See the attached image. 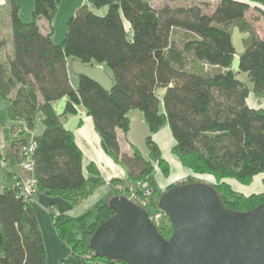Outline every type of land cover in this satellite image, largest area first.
Here are the masks:
<instances>
[{"label":"trees","instance_id":"trees-1","mask_svg":"<svg viewBox=\"0 0 264 264\" xmlns=\"http://www.w3.org/2000/svg\"><path fill=\"white\" fill-rule=\"evenodd\" d=\"M207 4L168 0L154 7L150 0H86L67 20L64 38L55 44L51 23L59 0H34L29 22L20 19L17 0H8L13 54L6 68L0 65V98L7 102L10 129L19 136L32 131L38 118L43 126L41 134L33 136L37 193L76 205L101 184L93 164L87 165L84 175L82 153L73 134L64 130L61 116L52 108L54 102L66 98L63 115H73L74 107L81 106L93 122L103 152L125 169L128 182L148 184L153 205L164 191L185 183L209 186L230 211L250 212L264 203V191L241 196L225 182L249 185L255 176L264 175V107L246 104L249 87L237 78L245 74L253 95L264 97V39L246 18L251 12L257 15L255 20L264 18V4L217 0L206 12ZM88 6L106 8V12L98 15ZM40 20L48 25L45 34ZM234 28L248 34L242 41L238 73L230 70ZM174 30L188 34L182 47L191 56L188 64L174 47ZM73 59L103 66L113 79L111 90L85 77L77 78L74 87L69 71ZM195 61L225 70L220 76H201L192 68ZM159 89H165L161 98ZM132 110L141 113L151 134L167 125L174 141L171 152L180 165L193 175L210 176L213 182L189 177L163 191L153 188V164H166L158 146L149 139L146 157L135 150L130 155L119 150L116 130L127 134V114ZM21 143L25 141L16 137L11 146L18 161ZM162 171L165 177L169 175L166 168ZM115 196L116 192L110 198ZM110 198L97 204L93 216L50 212L52 228L71 255L86 258L90 264H125L96 256L89 248L98 226L114 215L108 206ZM156 229L166 240L172 233L166 217ZM45 257L29 202L13 185L1 189L0 264H45Z\"/></svg>","mask_w":264,"mask_h":264},{"label":"water","instance_id":"water-1","mask_svg":"<svg viewBox=\"0 0 264 264\" xmlns=\"http://www.w3.org/2000/svg\"><path fill=\"white\" fill-rule=\"evenodd\" d=\"M264 4V0H255ZM247 33L234 28L231 43L235 50L230 70L239 72V55ZM201 76H220L224 68L195 61L192 64ZM75 78L85 77L104 90H111L113 79L101 65L83 64L77 59L69 62ZM174 80L172 81V86ZM165 89L157 91L161 98ZM68 100L55 103L54 112L62 116ZM75 108L66 117L63 128L72 133L86 117ZM151 133L144 121L131 118L127 140L141 157L148 155L147 141ZM114 215L98 226L89 239L94 255L125 264H264V203L250 212L226 209L217 193L202 183H185L164 191L157 201L172 227L168 240L164 239L148 218L147 212L125 196L108 201Z\"/></svg>","mask_w":264,"mask_h":264},{"label":"crops","instance_id":"crops-1","mask_svg":"<svg viewBox=\"0 0 264 264\" xmlns=\"http://www.w3.org/2000/svg\"><path fill=\"white\" fill-rule=\"evenodd\" d=\"M17 2L19 4L20 19L23 22H27L34 0H17ZM85 2L86 0H59V5L51 23L52 39L55 44L61 42L63 31L65 29L63 26V30H61V33L57 34L56 30L58 27V23L61 24L59 26V29H62V23L63 25H65L66 20L74 15L76 10L81 5L85 4ZM88 8L98 15H102L106 12V8H101L99 10L94 9L91 6H88ZM38 25L41 32L45 34L48 30L47 23L44 20H40ZM176 31L174 30L173 34L174 32L176 33ZM12 54L13 45L11 37L8 0H0V65L6 68L8 62L12 58ZM70 81L71 84L75 87L76 85L72 83L71 75ZM55 103L56 102L52 104L53 110L55 107ZM250 107L257 108L260 106H254L252 104ZM76 108L82 112H85L81 106H78ZM68 116L70 115L61 116V120L63 123ZM127 117L128 119L137 118L143 121L141 113L133 110L128 112ZM37 121L40 123L39 118L37 119ZM11 125L12 123L9 121L7 114V102L0 98V190L5 187H11L13 185L14 176L19 174V171H10V165H8L7 159L8 153L10 152L11 160L18 167V160L14 155L11 146L13 140L16 137L18 140L24 139L21 135H18L16 130L10 129ZM162 130H164V132H162ZM161 132L164 136L167 135L171 137L168 126L165 125L157 133L151 134V140L158 146L162 158L164 160H167L168 162H171L166 153L174 145V141L171 137L172 141L168 140L167 146L162 149L160 147L162 138H156V136H158ZM72 134L76 146L82 153L84 175L87 176V165L90 163L93 164L99 173L101 184L94 188L90 195L82 199L76 205H71L62 198L50 197L47 193H37L32 197L29 204L36 216L39 230L41 229L40 233L46 252L45 264H59L63 261L67 264H89L84 258L71 255L70 249L65 245V243L59 240L51 225L49 217L50 212H54L55 214L63 213L70 217H78L87 213L93 216L97 204L111 197L113 193L112 188L115 184L114 181H116V183L127 181L125 169L121 165L115 163L101 149L99 136L94 130L91 118L87 114L84 120L80 122L79 126L72 132ZM116 138L120 152L127 155L132 154L133 149L128 143L127 134L125 135L121 130H116ZM176 171V175L172 176V172L170 170L167 178H163L162 176L160 177L159 175V177H157V175L155 176V180L160 190L170 186L171 184H175L180 179L186 178L191 175L189 170L183 169L182 167H176ZM260 176L264 175L260 174ZM228 181L229 180H225V182L227 183ZM93 209L94 213L91 214V211Z\"/></svg>","mask_w":264,"mask_h":264},{"label":"rangeland","instance_id":"rangeland-1","mask_svg":"<svg viewBox=\"0 0 264 264\" xmlns=\"http://www.w3.org/2000/svg\"><path fill=\"white\" fill-rule=\"evenodd\" d=\"M150 1H151V4L154 7H158V6H161L162 4H164L168 0H150ZM173 1H174V4H181V5H188V4H192L194 2H207L209 4H207L208 5V9L206 8V12H209L211 10L213 4H215L217 0H173ZM252 9L253 8L251 7L250 10L252 11ZM256 16L257 15H255L254 12H251V14H247V20H248V22L251 23V25H252L254 31L257 33V35L259 37H261V38L264 39V18H261V19L259 18L258 20H255V17ZM29 20H30V15H29V17L27 19V22H29ZM67 20H66V22H67ZM60 25L61 24L58 23V25H57L58 27H57L56 33L57 34H60L61 33V30H63V26H64L65 29L63 31V37H62V39H63L64 38V35H65V32H66V23H65V25H63V23H62V29H59V26ZM186 35H188V34H186V33L182 32V31H179L178 30V31H176V33L174 32V34L172 36V39L174 40V47H175V49L182 53V57L184 58L185 62L188 64V63L191 62V56H190V54H187V53H185V52L182 51L183 50L182 49L183 43L188 39V36H186ZM237 78L239 80H241L242 82H244L249 87V92L250 93H249V96L247 98L246 104L248 106H251L253 104L254 106L257 105V106H260V107H264V97H256V96L253 95V93L251 91V84H250L249 80L246 78V75L243 74V73H239V74H237ZM71 79H72V83L74 85H76L77 84V78L71 76ZM133 111L138 112L137 110H133ZM42 130H43V126L38 121H36L35 124H34L33 130L32 131H25L23 134H21V136L24 139V141L27 143L33 136L40 135L41 132H42ZM165 131H168V130H165ZM162 132H164V130H162ZM162 132L158 136H156V138L157 137H159V139L162 138V141L160 143L161 144L160 147L162 149H164V147L167 146V141L168 140H171L172 141V139H171L170 136H167V135L164 136ZM172 147H171V149H172ZM171 149L166 153V155L170 158V161L171 162H168L167 160H164L166 164H164V165H162L160 167L157 166L156 164H153V169H154V177H153L154 185H152V187L153 188H156L158 191H163L166 188H163L161 190L159 189V187L157 185V182L155 180V176L157 175V177H159V176L161 177L162 176L163 178H167V177L164 176L163 171H162L165 168L167 169L168 174L170 173V170H171L172 176H174V175H176V172H177L176 171V167H179V168L182 167L180 165V163L178 162V160L176 159V157L172 154ZM8 151H9V148H8ZM7 162H8V165H10V171H12V172L19 171L20 175L23 176V174H21V172L19 170V164H18V167H17L13 163V161L11 160V158H10V152L8 153ZM183 169H185V168H183ZM189 177H191L194 181H201V182H205V183H209V184L213 182V179L210 176H198V175L191 174L190 176H188L186 178H183V179L178 180V182H176V183L184 182ZM263 181H264V176L258 175V176H255L252 179V181H251V183L249 185H242L240 183H237L234 180H229L227 184L230 185V187L234 191H236L238 194H240L241 196H249V195H252V194H259V192L264 191ZM13 183H14V178H13ZM131 185H136V184H131L128 181H125V182H117V183H115L113 185V188H112L113 189L112 190L113 193L112 194L115 193L114 188L116 186H120V187H127L128 186V188H131L132 189L133 186H131ZM171 185H173V184H171ZM135 188L136 187H134V189ZM260 188L263 189V190H261ZM36 194H37V192H36ZM116 194H118V196L119 195L125 196L126 193L116 192ZM93 213H94V209L91 211V214H93ZM86 262L89 263L88 261H86ZM60 263H62V262H60Z\"/></svg>","mask_w":264,"mask_h":264},{"label":"built area","instance_id":"built-area-1","mask_svg":"<svg viewBox=\"0 0 264 264\" xmlns=\"http://www.w3.org/2000/svg\"><path fill=\"white\" fill-rule=\"evenodd\" d=\"M36 148V142L33 137L26 143H21L18 146V164L19 170L23 176L19 174L15 175L13 186L18 188L20 197L27 202H30L32 197L36 194V180L33 177V160L32 154ZM28 174V175H27ZM136 188H126L116 186L115 192L126 193L125 197L144 209L151 223L157 228L165 215L158 210L157 204L153 205L151 198L152 191L146 182L137 183Z\"/></svg>","mask_w":264,"mask_h":264}]
</instances>
